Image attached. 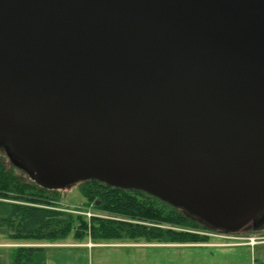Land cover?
<instances>
[{
	"label": "water",
	"instance_id": "95a60500",
	"mask_svg": "<svg viewBox=\"0 0 264 264\" xmlns=\"http://www.w3.org/2000/svg\"><path fill=\"white\" fill-rule=\"evenodd\" d=\"M0 147L46 188L240 231L264 210V0H0Z\"/></svg>",
	"mask_w": 264,
	"mask_h": 264
},
{
	"label": "trees",
	"instance_id": "16d2710c",
	"mask_svg": "<svg viewBox=\"0 0 264 264\" xmlns=\"http://www.w3.org/2000/svg\"><path fill=\"white\" fill-rule=\"evenodd\" d=\"M87 204L104 216L55 208L50 188L25 181L0 160V230L11 241L135 240L184 243L203 237L179 230L196 222L180 208L141 190L113 187L97 179L80 182ZM27 202V203H26ZM57 206V205H56ZM169 225L165 228L163 225ZM33 246L14 249V264H38Z\"/></svg>",
	"mask_w": 264,
	"mask_h": 264
},
{
	"label": "rangeland",
	"instance_id": "374dc122",
	"mask_svg": "<svg viewBox=\"0 0 264 264\" xmlns=\"http://www.w3.org/2000/svg\"><path fill=\"white\" fill-rule=\"evenodd\" d=\"M0 160L8 170L14 171L23 180L32 182V178L28 172L12 161L5 147H0ZM81 188L82 184L78 182L63 188L49 189V193L55 192V194L53 193L52 195L55 196L53 200L56 202L55 208L82 215L84 214L88 218L93 215L108 217L104 212L97 210L94 204H87V198L81 191ZM194 221L196 222L195 226L175 228L201 235L203 238L199 241L170 243L149 242L144 240H94L88 236L84 239L86 241L82 244L92 243L93 246L120 244L123 245V247H128H121L119 249L105 248V250H108L106 255H109L108 264H249V260H247V251H238L228 247L234 242L232 235H230L232 234L231 232H226L224 230L218 231L216 228L206 229L203 221L198 218ZM163 226L165 228L170 227L166 224ZM241 230L255 233L254 237H252L253 240H249L252 245H255L257 242H264V220L260 224H257L256 227H254L253 221H250L243 226ZM2 232L3 231L0 230V242L2 244L16 243L15 241L8 240ZM71 240L78 241V244L83 242V240H76L73 238H71ZM42 241L44 240L23 242L31 243L35 246V244H40ZM12 254L13 252L11 249L0 248V264H14V257ZM98 258H100L98 253H95L96 263L99 260ZM254 258H256V261L254 260L253 264H264V244L257 246Z\"/></svg>",
	"mask_w": 264,
	"mask_h": 264
},
{
	"label": "crops",
	"instance_id": "0c3cea01",
	"mask_svg": "<svg viewBox=\"0 0 264 264\" xmlns=\"http://www.w3.org/2000/svg\"><path fill=\"white\" fill-rule=\"evenodd\" d=\"M255 233L244 232L242 230L238 232H233V244L228 247L233 248L234 250H245L248 252L249 264H253L255 251L257 246L263 245L264 242H257L255 245L250 243L252 237ZM256 237V236H255ZM250 240V241H249ZM1 241V240H0ZM86 240H83L81 244H78V241L71 240V238L62 241L55 240H44L40 244L32 245L31 243L22 242H12L11 244H2L0 242V248L11 249L14 257V249L18 246H33L38 248L35 252V260L38 264H108L109 255L108 250L105 248H128L123 247V245H105V246H93V244H82ZM3 242V241H2ZM76 242V243H74ZM95 253H98L99 257L98 262H95ZM256 257V256H255ZM14 262V261H13ZM261 263V262H260Z\"/></svg>",
	"mask_w": 264,
	"mask_h": 264
},
{
	"label": "flooded vegetation",
	"instance_id": "af4514ba",
	"mask_svg": "<svg viewBox=\"0 0 264 264\" xmlns=\"http://www.w3.org/2000/svg\"><path fill=\"white\" fill-rule=\"evenodd\" d=\"M190 216V215H189ZM192 219L196 220L197 218L193 217V216H190ZM264 220V210L262 212H260L256 217L255 219H253V224H254V227H256L257 224H260L262 221ZM204 227L207 229H214L212 228L211 226L207 225L206 223H204ZM206 225V226H205ZM203 226V225H202ZM218 231H223V230H220V229H217Z\"/></svg>",
	"mask_w": 264,
	"mask_h": 264
},
{
	"label": "built area",
	"instance_id": "2783aa9c",
	"mask_svg": "<svg viewBox=\"0 0 264 264\" xmlns=\"http://www.w3.org/2000/svg\"><path fill=\"white\" fill-rule=\"evenodd\" d=\"M252 240H253V238H252Z\"/></svg>",
	"mask_w": 264,
	"mask_h": 264
}]
</instances>
